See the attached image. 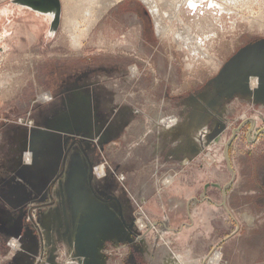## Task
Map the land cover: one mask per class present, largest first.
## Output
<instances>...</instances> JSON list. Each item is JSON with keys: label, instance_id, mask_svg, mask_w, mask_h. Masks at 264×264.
<instances>
[{"label": "rangeland", "instance_id": "rangeland-1", "mask_svg": "<svg viewBox=\"0 0 264 264\" xmlns=\"http://www.w3.org/2000/svg\"><path fill=\"white\" fill-rule=\"evenodd\" d=\"M12 1L0 0V264H83L69 248L88 207L112 215L89 264H264V0H154L165 34L142 0H60L55 34ZM185 26L191 48L176 39ZM205 185L223 222L247 214L253 228L224 222L216 244L205 209L185 258L147 207L165 216L193 192L197 204Z\"/></svg>", "mask_w": 264, "mask_h": 264}, {"label": "crops", "instance_id": "crops-1", "mask_svg": "<svg viewBox=\"0 0 264 264\" xmlns=\"http://www.w3.org/2000/svg\"><path fill=\"white\" fill-rule=\"evenodd\" d=\"M207 189V185H205L201 192H200V200L197 204H192L193 202H197L198 195L197 193H189L188 196L185 198H182V201L175 202L174 198L179 199V197H170L168 202L165 204L166 209L165 210V216H161L153 210L149 209L151 205H148L147 210L151 217L154 219L156 223H160L162 226V232L164 235L169 238L172 241V245L174 246V249H179L182 253H184L185 258L188 257L190 248V241L195 239L193 235L198 233L200 227L202 225H206L207 222L204 220V218H201L202 212L206 209L207 212H213V216L207 215L208 222L210 225H213L214 228L212 229L210 226H205V231L208 233H213V236L215 237V240L218 242L216 244H223L224 241H226L229 237L228 236H222L223 229L222 225L225 222L226 223V230H229V227H234L232 233H238L239 230H242L241 223H246L247 229H252L251 227L254 224V219L252 216H249L247 214H243L242 217L237 219V217L233 214H229L228 217H226V220L222 221V214H221V207L220 204H216L213 200H204V195H206L205 190ZM117 200V203L120 205V202ZM115 200V201H116ZM144 201V200H143ZM120 221L122 225L126 228V230L129 229V226L125 225L124 222V212L122 210V206L120 205ZM219 212V214H217ZM167 214L171 215V217L168 219ZM177 216V217H176ZM81 220V216H80ZM230 222V224H228ZM235 229V230H234ZM76 230V229H75ZM74 232L72 233V241L73 245L69 248L70 252L73 249L72 255L76 256V252L78 253V243L76 241V236H74ZM209 230V231H208ZM158 246H160V242H157ZM14 249L18 248L17 243L15 246H13ZM91 248V247H90ZM149 248V247H147ZM149 253V251H148ZM191 253V252H190ZM153 255V254H152ZM190 256V255H189ZM192 257V256H191ZM148 259V257H147ZM180 257L176 256L175 262H180Z\"/></svg>", "mask_w": 264, "mask_h": 264}, {"label": "water", "instance_id": "water-1", "mask_svg": "<svg viewBox=\"0 0 264 264\" xmlns=\"http://www.w3.org/2000/svg\"><path fill=\"white\" fill-rule=\"evenodd\" d=\"M12 4L18 8L30 10L36 12L42 16L50 18L51 33L55 34L60 27V20L62 16V9L60 0H14ZM2 49L0 48V53ZM1 55V54H0ZM94 196H96L94 194ZM97 199L103 203L107 201L101 197L96 196ZM86 217L76 224L78 232L76 235V241L78 243V254L85 259L83 264H89L90 255L88 251V245L91 242V247L95 242L94 238L97 236L99 228L106 226L107 223L111 222V213L103 210L101 207L90 208L86 211ZM111 229L110 227H106Z\"/></svg>", "mask_w": 264, "mask_h": 264}, {"label": "bare ground", "instance_id": "bare-ground-1", "mask_svg": "<svg viewBox=\"0 0 264 264\" xmlns=\"http://www.w3.org/2000/svg\"><path fill=\"white\" fill-rule=\"evenodd\" d=\"M144 3H146L147 5H149V6H152V10H153V13H154V15L156 16V21L158 22V17H159V14H160V11H159V7L158 6H156V4H155V1L154 0H142ZM161 1H163V0H161ZM168 1V0H167ZM69 2V0H67V3ZM189 3H191L194 7L196 6V4L195 3H193V1H190L189 0ZM155 4V5H154ZM177 7V6H176ZM179 7V6H178ZM193 7V8H194ZM183 22V21H182ZM157 27H158V32H162V33H164L165 34V30L166 29H163L162 28V26H161V22H158L157 23ZM171 28V27H170ZM189 27L188 26H185V31H186V34L188 35V36H185L183 33H178V32H175V35H176V39L177 40H181L182 42H183V45L185 46V47H188V48H191V47H193L192 45H193V41H195V39L196 38H194L193 37V35L189 32ZM180 30V29H179ZM183 30V28L181 29V31H184ZM167 32H169L170 30L169 29H167L166 30ZM180 31V32H181ZM166 32V33H167ZM171 32V31H170ZM35 34V32L32 34L31 33V35L33 36ZM170 34V33H169ZM173 34V33H172ZM30 35V36H31ZM72 37L74 38L73 40H74V43L76 44V46H77V38L75 37V36H73L72 35ZM33 38V37H32ZM34 39V38H33ZM175 39V40H176ZM177 43V42H176ZM180 45V44H179ZM195 47H197V46H195ZM199 48V47H198ZM196 49V48H195ZM194 51V50H193ZM195 52V51H194ZM201 53H202V51H200ZM253 85H255V84H253ZM48 102V101H47ZM27 160H29V162H31V155H28V159ZM26 163V162H25ZM98 176H105V168L104 167H101V168H99L98 169Z\"/></svg>", "mask_w": 264, "mask_h": 264}, {"label": "flooded vegetation", "instance_id": "flooded-vegetation-1", "mask_svg": "<svg viewBox=\"0 0 264 264\" xmlns=\"http://www.w3.org/2000/svg\"><path fill=\"white\" fill-rule=\"evenodd\" d=\"M105 174H106V170H105Z\"/></svg>", "mask_w": 264, "mask_h": 264}, {"label": "clouds", "instance_id": "clouds-1", "mask_svg": "<svg viewBox=\"0 0 264 264\" xmlns=\"http://www.w3.org/2000/svg\"><path fill=\"white\" fill-rule=\"evenodd\" d=\"M175 121H173V123H174Z\"/></svg>", "mask_w": 264, "mask_h": 264}]
</instances>
